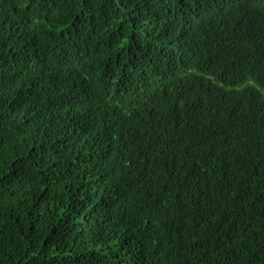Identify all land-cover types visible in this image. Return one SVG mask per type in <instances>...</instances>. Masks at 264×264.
<instances>
[{
  "label": "trees",
  "instance_id": "trees-1",
  "mask_svg": "<svg viewBox=\"0 0 264 264\" xmlns=\"http://www.w3.org/2000/svg\"><path fill=\"white\" fill-rule=\"evenodd\" d=\"M0 264H264V0H0Z\"/></svg>",
  "mask_w": 264,
  "mask_h": 264
}]
</instances>
